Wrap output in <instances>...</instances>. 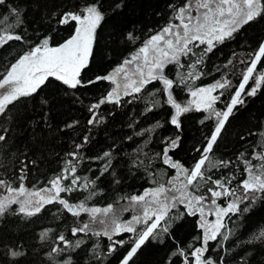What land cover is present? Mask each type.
<instances>
[{"label":"snow or ice","instance_id":"snow-or-ice-1","mask_svg":"<svg viewBox=\"0 0 264 264\" xmlns=\"http://www.w3.org/2000/svg\"><path fill=\"white\" fill-rule=\"evenodd\" d=\"M133 10L0 0V229L45 220L31 239L0 231V264H264L246 223L264 219V112L240 121L264 99V0H163L151 25ZM62 98L85 122L57 125L69 150L38 175L14 131H52Z\"/></svg>","mask_w":264,"mask_h":264},{"label":"trees","instance_id":"trees-1","mask_svg":"<svg viewBox=\"0 0 264 264\" xmlns=\"http://www.w3.org/2000/svg\"><path fill=\"white\" fill-rule=\"evenodd\" d=\"M163 7V0H134V10L129 13V18L133 20L146 21L150 25L157 18L152 15V9L157 6ZM32 18L31 16L29 17ZM224 55L228 54V48L221 49ZM211 55V54H210ZM220 58V53H216L213 59ZM88 95H92L89 93ZM23 112V109H21ZM264 112V99H254L248 107L247 111L243 112L240 117V121L246 119L249 114L252 116H259ZM86 112L84 108L78 104L75 100L71 98H62L56 101V104L52 110L51 120L53 125V130L49 131L46 128H37L35 131L28 123L21 119L19 124L16 126L13 136V141L16 149L23 150L27 147L30 150L32 158L39 161L37 169L33 172L38 175H48L52 170L56 168L57 160L54 154H61L62 152L69 150V139L70 137L66 134L68 130H62L56 132L55 129L57 125L69 119L80 120L81 125H84V117ZM128 117L121 114L116 117L115 120H110L108 122L107 128L98 129L95 134V141L92 146H90L89 151L95 152L105 143L106 136L119 135L121 132L122 122ZM238 123V121L233 122ZM191 127V126H190ZM192 133L195 134V129H191ZM225 141L224 143H227ZM225 150V149H222ZM132 185V188H138L140 182L128 181ZM130 189L125 187L124 191H129ZM260 213H257L246 223L253 229L257 227H264V219H261ZM45 223L44 219H37L32 222L31 225H24L22 223H17L14 220H9L8 223L0 229L3 233H12L14 236H25L31 239L35 235V230ZM188 229L181 231V235H184ZM259 259H264V254L258 257ZM142 259L148 260L150 257L145 254Z\"/></svg>","mask_w":264,"mask_h":264}]
</instances>
